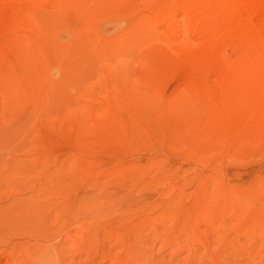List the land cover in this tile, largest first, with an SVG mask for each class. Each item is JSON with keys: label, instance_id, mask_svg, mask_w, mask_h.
<instances>
[{"label": "rangeland", "instance_id": "374dc122", "mask_svg": "<svg viewBox=\"0 0 264 264\" xmlns=\"http://www.w3.org/2000/svg\"><path fill=\"white\" fill-rule=\"evenodd\" d=\"M0 264H264V0H0Z\"/></svg>", "mask_w": 264, "mask_h": 264}]
</instances>
